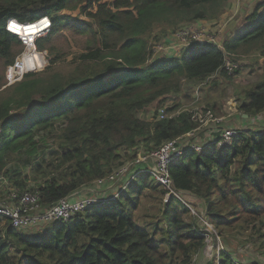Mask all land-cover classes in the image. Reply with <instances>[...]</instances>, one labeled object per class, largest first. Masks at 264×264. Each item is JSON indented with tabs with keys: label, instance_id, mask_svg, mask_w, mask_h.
Returning <instances> with one entry per match:
<instances>
[{
	"label": "trees",
	"instance_id": "16d2710c",
	"mask_svg": "<svg viewBox=\"0 0 264 264\" xmlns=\"http://www.w3.org/2000/svg\"><path fill=\"white\" fill-rule=\"evenodd\" d=\"M229 1L0 0L4 70L22 49L16 36L37 34L40 17L52 25L35 42L36 50L47 49L52 56L48 66L10 86H5V72L0 73V175L49 206L108 177L124 165L123 157L132 164L139 154L194 132L198 124L191 112L176 114L172 107L165 112L173 117L156 120L155 115L153 122L138 114L165 96L178 95L182 79L206 86L215 75L227 74L228 59L264 57V0L221 47L206 42L188 46L179 56L152 58L148 37L158 27L175 33L201 21L215 22ZM72 10L87 20L68 15ZM10 20L16 36L6 30ZM63 29L86 36L87 42L62 67L67 59L55 56L50 43ZM237 97L244 117L263 114L264 75ZM50 144L53 157L44 160ZM28 169L34 188L26 186ZM169 174L176 190L203 201L201 213L218 235L243 218L264 228V131H239L221 150L186 148ZM146 199L155 201V214L136 217ZM190 214L141 172L122 183L116 195L30 236L0 219V264H189L205 246ZM219 264L234 262L224 255Z\"/></svg>",
	"mask_w": 264,
	"mask_h": 264
},
{
	"label": "rangeland",
	"instance_id": "374dc122",
	"mask_svg": "<svg viewBox=\"0 0 264 264\" xmlns=\"http://www.w3.org/2000/svg\"><path fill=\"white\" fill-rule=\"evenodd\" d=\"M262 1L263 0H230L224 8L222 15L215 22L210 23L201 21L198 24L188 26L185 30H178L176 34L168 32L161 27L156 28L148 37L152 51L151 57L179 56L184 51V48L206 42H212L218 47H221L225 39L238 33L242 29L244 18L251 13L255 4ZM67 14L72 17L87 20L86 16L80 15L76 10L69 11ZM245 14L247 15L244 16ZM183 31H187V35H177ZM42 37L44 36H40V38ZM23 40L26 42L30 39ZM86 42V36H80L73 31L63 29L61 33L51 39L50 45L54 47L55 56L60 55L64 59H67L65 63H60V66L63 67L67 65L74 54L84 49ZM41 53H43L45 60V66L41 69L43 70L48 66L52 56L47 49H44ZM228 61L230 65H228L226 75H223V73L215 75L211 78L213 81L202 88H199V85H192L185 79H182L180 82L181 92H179L178 95L175 97L165 96L161 103L156 101L139 112L138 117L144 121L153 122L156 110H158L159 107L165 109L174 107V112L176 114L187 111L192 113L193 120H195L194 118L196 116L197 120H210L204 125L200 124L198 131L194 133L195 136L188 138V144L198 142L199 144L205 145L211 137L214 139L217 138L220 132L226 129H233L237 132L243 130L264 131V113L253 117H244L241 111L238 110L237 101L238 92H242L245 88L253 86L259 78L264 75V57L258 54H239L234 57V59H228ZM1 72L4 76L5 70L0 63V73ZM205 108L211 109L212 118L203 115ZM54 150L55 148L52 144L48 145L41 158L50 160L53 157ZM122 162L124 164L122 167L130 164L128 163L129 160L125 157H123ZM8 168L12 169L11 164L8 165ZM117 170L118 169L113 172ZM25 174L29 179L26 181V186H28V188H34L37 183L33 180L32 175H28L29 169L26 170ZM128 177L129 175H126L122 180L118 181L119 183L112 187L115 195ZM93 188L99 197L107 195L106 193L103 194V191H100L99 188ZM90 195L91 193L89 192L84 196L90 197ZM92 196H94L93 193ZM165 196L167 198L166 194ZM5 198L6 194L0 187V201ZM180 202L182 204L184 203L193 211H190L191 220H196V222H198V228L200 230H202V222L197 216L202 217L206 222L212 225L201 213L205 212L202 200L184 193ZM153 203H155V201L151 199H146L141 202L140 207L135 212L136 217H142L148 213L154 215L157 209ZM246 222L249 224H246ZM258 223L259 222H251L250 219L246 218L235 222L231 228L223 231V235L219 234V241L216 237L210 238L208 244L205 243L204 249L194 255L189 264H219V258L224 255H229L234 264H264V228L260 227ZM214 230L218 235L216 229ZM32 231L34 230H27L25 232L29 233L27 235L30 236L33 234Z\"/></svg>",
	"mask_w": 264,
	"mask_h": 264
},
{
	"label": "built area",
	"instance_id": "2783aa9c",
	"mask_svg": "<svg viewBox=\"0 0 264 264\" xmlns=\"http://www.w3.org/2000/svg\"><path fill=\"white\" fill-rule=\"evenodd\" d=\"M37 20L36 23H46L44 26L45 30L34 37L31 46H29L21 36H17L23 49L19 56L16 57L14 63L8 66L5 70V86L14 85L20 82L26 73L41 70L43 66H45L44 55L41 51L36 50L35 42L40 36H46V34L50 32L52 25L51 20L48 17H40ZM10 24L11 22L6 26L8 32H10ZM176 33L177 31L175 34ZM187 33V31H183L177 35L185 36ZM228 65H230V62L227 61V70ZM204 85V83H200L198 87L202 88ZM165 110L166 109L163 107H159L158 110H156V120H162L174 116H168ZM203 115L206 117H213L210 111L203 112ZM194 119L198 124V127L194 132L178 139L165 142L157 150L150 153H145L143 155L139 154L132 164L142 165L140 168L131 171L130 168L132 164L125 165L111 173L108 177L95 181L93 187L101 189L106 186H114L119 180H122L126 175H129L124 181L127 183L130 179H134L138 173L147 172L150 179L165 192L167 197L172 196L181 201V197L184 196V193L175 189L170 178L169 166L184 154L186 148H190L191 150L200 153L205 146L211 144L213 149L221 150L225 147L231 146L232 139L236 133H238L236 130L226 129L222 130L217 138L214 139L211 137L205 145L199 144L198 142L188 144V138L195 136L194 133L198 131L200 124L204 125L207 121H210L197 120V116ZM0 187L6 194V198L0 201V219H6L10 227L23 232L27 230H37L41 226L57 221L68 222L87 208H90L97 203H102L105 198L92 195H90V197L80 196L79 198H75L72 194L50 204L49 206H44L40 203V198L36 193L19 191L10 183L8 177L3 174L0 175ZM186 208L188 210L190 209L187 206ZM189 211L193 212L191 209ZM197 217L202 222L201 232L205 238V243L208 244V241L212 237H216L219 241V235L215 232L214 226L206 222L202 217Z\"/></svg>",
	"mask_w": 264,
	"mask_h": 264
},
{
	"label": "crops",
	"instance_id": "0c3cea01",
	"mask_svg": "<svg viewBox=\"0 0 264 264\" xmlns=\"http://www.w3.org/2000/svg\"><path fill=\"white\" fill-rule=\"evenodd\" d=\"M247 14H245L244 16H246ZM210 23H212V22H210ZM246 117V116H245ZM112 187L113 186H109V187H103V188H101L100 189V191H103V194H107V195H103L102 197L104 198V197H106V196H109V195H113L114 194V192H113V189H112ZM91 193V195H92V193H93V195L94 196H98V194H96V191H95V189L93 188V186L92 187H89V188H85V189H82V190H80V191H78V192H76V193H74L73 195H74V197L75 198H79L81 195H86L87 193ZM108 192V193H107ZM101 197V196H100Z\"/></svg>",
	"mask_w": 264,
	"mask_h": 264
},
{
	"label": "bare ground",
	"instance_id": "6f19581e",
	"mask_svg": "<svg viewBox=\"0 0 264 264\" xmlns=\"http://www.w3.org/2000/svg\"><path fill=\"white\" fill-rule=\"evenodd\" d=\"M35 24H40V25H42V29L37 33V34H35L34 36H32L31 38H29L30 40H28V41H26V43L29 45V46H31V42L34 40V38L33 37H35L36 35H38V34H40L42 31H44L45 30V22H40V23H36L35 22ZM10 31V30H9ZM11 33H13V32H11ZM14 34V33H13ZM33 38V39H32Z\"/></svg>",
	"mask_w": 264,
	"mask_h": 264
},
{
	"label": "clouds",
	"instance_id": "9594fccd",
	"mask_svg": "<svg viewBox=\"0 0 264 264\" xmlns=\"http://www.w3.org/2000/svg\"><path fill=\"white\" fill-rule=\"evenodd\" d=\"M11 21H12V20L8 21V22H7V25H9V23H10ZM7 25H6V26H7ZM6 30H7V29H6ZM9 33H11V32H9ZM11 34H12V35H15V34H13V33H11ZM16 37H17V36H16ZM17 38H18V37H17ZM210 145H211V144L205 146L204 148L209 147ZM211 147H212V145H211Z\"/></svg>",
	"mask_w": 264,
	"mask_h": 264
}]
</instances>
